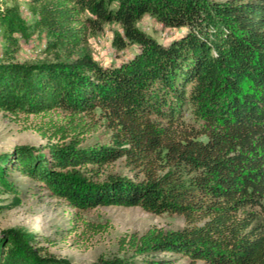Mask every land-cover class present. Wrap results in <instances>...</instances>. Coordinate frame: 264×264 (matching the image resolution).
<instances>
[{
    "label": "trees",
    "instance_id": "trees-1",
    "mask_svg": "<svg viewBox=\"0 0 264 264\" xmlns=\"http://www.w3.org/2000/svg\"><path fill=\"white\" fill-rule=\"evenodd\" d=\"M29 9L31 22L15 3L0 8L4 52L18 36L43 32L53 58L1 60L0 109L61 110L69 127L53 122L62 140L46 151L0 153V184L11 162L78 209L181 214V228L152 224L118 236V250L145 264H165L156 252L167 251L205 264H264V0H29ZM144 14L184 31L161 42L137 25ZM106 22L121 28L117 48L138 45L119 64L85 51ZM100 125L114 142L82 144ZM119 158L141 177L105 173ZM35 241L32 231L1 229L0 264H80ZM88 264L136 263L115 253Z\"/></svg>",
    "mask_w": 264,
    "mask_h": 264
},
{
    "label": "rangeland",
    "instance_id": "rangeland-1",
    "mask_svg": "<svg viewBox=\"0 0 264 264\" xmlns=\"http://www.w3.org/2000/svg\"><path fill=\"white\" fill-rule=\"evenodd\" d=\"M14 3L18 5L21 17L31 22L33 14L29 9V0H0V8ZM137 25L164 43L184 31V28L165 26L150 14H144ZM116 32H121L118 23H104L101 29L89 36L85 51L103 65L119 64L128 59L138 45L129 43L123 48H117L114 42ZM5 43L0 28V61L8 58L10 61L27 63L53 58V53L46 49V36L43 32H34L27 37L18 36L17 44L12 46L10 52H4V47L8 46ZM65 121L61 110L26 115L0 109V153L12 151L20 145H30L35 151H46L47 143L62 140L59 135H53V122L64 124L68 129ZM112 142V132L103 125L84 134L82 140V144ZM8 163V184H0V230L14 227L32 231L36 240L34 244L41 245L43 252L65 257L72 263L88 264L100 256L110 257L118 253L131 255L136 264H145L142 255L118 250V236L134 230L142 232L152 224L166 229L181 228L184 225L181 214L155 213L138 205L103 204L78 209L64 198L53 196L38 179L23 174L11 162ZM106 172L141 177V173L129 168L122 158L107 166ZM86 222L107 225L103 230H94ZM156 256L166 258L165 264H205L202 259L190 261L187 255L169 251L156 252Z\"/></svg>",
    "mask_w": 264,
    "mask_h": 264
}]
</instances>
